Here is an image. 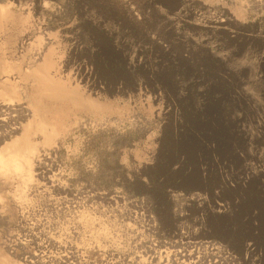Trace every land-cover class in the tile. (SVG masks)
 Instances as JSON below:
<instances>
[{"label": "rangeland", "instance_id": "rangeland-1", "mask_svg": "<svg viewBox=\"0 0 264 264\" xmlns=\"http://www.w3.org/2000/svg\"><path fill=\"white\" fill-rule=\"evenodd\" d=\"M0 6V92L15 85L0 102L23 107L11 139L31 121L35 146L29 178L0 179V256L162 264L186 233L264 264V0ZM45 172L54 191L36 186Z\"/></svg>", "mask_w": 264, "mask_h": 264}, {"label": "bare ground", "instance_id": "bare-ground-1", "mask_svg": "<svg viewBox=\"0 0 264 264\" xmlns=\"http://www.w3.org/2000/svg\"><path fill=\"white\" fill-rule=\"evenodd\" d=\"M252 1H255V0H252ZM1 11H2V7L0 6V17H3V11L2 12ZM26 36H27V39H29V35H26ZM4 68L5 69L1 71L2 73H6L9 70H12V66L10 64L5 66ZM47 68H49L47 67V63H44L42 65L40 64L37 66V68L33 69V72L38 73L40 77L42 76V74H44V76L42 77V79H44V81H42L44 86L47 85L48 87H51L53 89V87L55 88L58 85H60L61 82L50 78L49 74L45 72L48 70ZM2 83L5 88L4 90H1L0 92L1 94L6 95L7 90L5 89H11V88L14 89L15 85L12 82H10L9 76H6L4 80H2ZM10 101L11 99H4L2 102H0V142L1 141L4 142V144L0 146V179H3V181H7V179L10 178L12 175L17 174L22 178L21 181H23L24 178L25 179L29 178V171L26 170V165H29L30 161L29 159L26 158V155L27 153H31L35 150V146L34 144H32V140L30 139L31 121L23 124L20 133H18V136H16L14 139H11V136L17 133L16 129H18L17 126H14V123L17 121L16 118L19 119L21 116H25L26 114H25V110L23 109V107L19 105H13L11 104L12 102ZM32 118L35 121L34 135L41 136V138L43 139L42 141L48 142L56 134V130L53 127H48L47 123L39 115L34 114L32 115ZM4 126L6 127L1 128ZM44 174L45 175H43L41 179L42 182L37 183L36 185L37 188H42L44 189V191L45 190L54 191L56 189L55 188L56 184L54 185V177L52 175H48L46 172ZM1 217L2 215H0V218ZM151 218L153 219V217ZM154 223L152 224L153 226H155ZM150 224L151 223H149V225ZM98 235L100 238V240L97 243L98 246H100L101 248H105L106 247L105 238L107 237L106 236L107 231L103 229L102 231L98 233ZM180 235H181L180 238L184 240L181 243L182 245H185V247L182 246L183 248L181 249L178 248L177 253H174L175 255H173V258L171 259L169 258V255H168L165 258V261L163 260L164 262H162V264H243V257L241 254L231 251L226 245L216 240H212L210 238L206 239L200 236L195 237V236H192V234L190 235L186 233H180ZM249 247L250 245L247 246V248ZM149 257L152 258L154 256H149ZM150 260L151 259H149L148 262L139 261L140 262L139 264H159L160 262L159 261L158 263L157 262L151 263ZM8 261L9 259L7 256H0V264H9ZM135 264H138V263H135Z\"/></svg>", "mask_w": 264, "mask_h": 264}, {"label": "flooded vegetation", "instance_id": "flooded-vegetation-1", "mask_svg": "<svg viewBox=\"0 0 264 264\" xmlns=\"http://www.w3.org/2000/svg\"><path fill=\"white\" fill-rule=\"evenodd\" d=\"M248 245H250V249H252V250L255 249L254 245H252L251 243H249ZM258 263H259V260H258Z\"/></svg>", "mask_w": 264, "mask_h": 264}]
</instances>
